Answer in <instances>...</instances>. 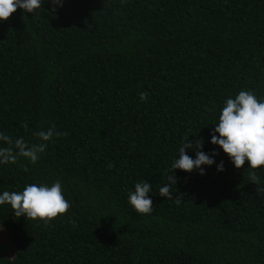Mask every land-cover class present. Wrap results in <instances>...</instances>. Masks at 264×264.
Listing matches in <instances>:
<instances>
[{
	"label": "trees",
	"instance_id": "16d2710c",
	"mask_svg": "<svg viewBox=\"0 0 264 264\" xmlns=\"http://www.w3.org/2000/svg\"><path fill=\"white\" fill-rule=\"evenodd\" d=\"M249 89L264 98V0L17 9L0 21V132L29 144L51 125L68 135L35 164H0V193L59 180L72 206L45 225L0 205L12 244L0 264H264V165L237 169L210 142L225 100ZM187 137L216 153L203 175L171 168ZM166 173L177 177L173 199L159 194ZM141 181L151 184L147 215L127 199Z\"/></svg>",
	"mask_w": 264,
	"mask_h": 264
},
{
	"label": "clouds",
	"instance_id": "9594fccd",
	"mask_svg": "<svg viewBox=\"0 0 264 264\" xmlns=\"http://www.w3.org/2000/svg\"><path fill=\"white\" fill-rule=\"evenodd\" d=\"M49 2L54 6L63 4V0H49ZM43 3L44 0H0V21L8 20L17 9L25 13H34L36 9L43 7ZM140 99L142 102L146 101L147 94L140 93ZM22 126L27 129V122H22ZM217 133L219 135H216ZM33 135L40 143L29 144L23 136L13 138L0 132V141L7 145L0 147V164H15L20 157L35 164L40 159V154L46 151V142L53 137L67 136L68 133L58 131L55 125H51L46 130L42 128L33 132ZM210 142L219 145L237 169L244 166L246 161L248 167L253 170L264 165V98L257 97L251 89L240 90L234 98H227L219 113V122L212 129ZM202 146V138L193 144L187 137L179 148L178 158L172 162V170L191 172L198 169L201 175L205 174L201 166H211L215 162L216 153L210 156L200 150ZM189 148H193L196 152L195 159L186 153V149ZM113 166L109 164V167ZM217 170H224L223 161L217 165ZM165 179L167 183L159 188V194L167 199H173L170 189L176 184L177 177L166 173ZM249 179L259 185V178L255 171L251 172ZM256 190L264 193V188L257 187ZM149 192H151V184L147 181L135 183L134 191H129L128 203L136 213L147 215L153 211V201L148 195ZM175 203L180 204L181 199L175 197ZM4 204L11 205L17 218L24 216L27 220H39L45 225L50 224L59 215L66 214L72 206L63 195L59 180L51 185L29 183L22 191L5 190L0 193V205ZM72 223L75 227L76 222L72 221Z\"/></svg>",
	"mask_w": 264,
	"mask_h": 264
},
{
	"label": "rangeland",
	"instance_id": "374dc122",
	"mask_svg": "<svg viewBox=\"0 0 264 264\" xmlns=\"http://www.w3.org/2000/svg\"><path fill=\"white\" fill-rule=\"evenodd\" d=\"M2 244H5L9 248V251H11L12 244L10 243L6 233L0 228V251L1 252L3 250V246H1ZM9 251H8V253H9Z\"/></svg>",
	"mask_w": 264,
	"mask_h": 264
}]
</instances>
